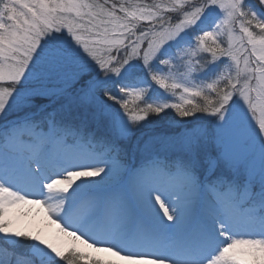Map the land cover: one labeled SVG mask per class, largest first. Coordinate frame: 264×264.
<instances>
[{
  "label": "snow or ice",
  "instance_id": "1",
  "mask_svg": "<svg viewBox=\"0 0 264 264\" xmlns=\"http://www.w3.org/2000/svg\"><path fill=\"white\" fill-rule=\"evenodd\" d=\"M0 264H264V0H0Z\"/></svg>",
  "mask_w": 264,
  "mask_h": 264
},
{
  "label": "bare ground",
  "instance_id": "2",
  "mask_svg": "<svg viewBox=\"0 0 264 264\" xmlns=\"http://www.w3.org/2000/svg\"><path fill=\"white\" fill-rule=\"evenodd\" d=\"M51 231H53V232L55 231V226H51ZM85 251H88V250L85 249ZM105 258H107V257H105Z\"/></svg>",
  "mask_w": 264,
  "mask_h": 264
}]
</instances>
